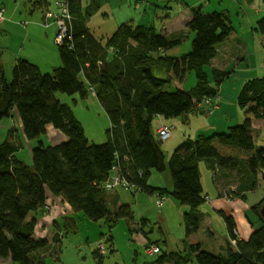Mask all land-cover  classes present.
Returning <instances> with one entry per match:
<instances>
[{
	"label": "trees",
	"instance_id": "trees-1",
	"mask_svg": "<svg viewBox=\"0 0 264 264\" xmlns=\"http://www.w3.org/2000/svg\"><path fill=\"white\" fill-rule=\"evenodd\" d=\"M65 3L72 20L68 35L57 44L59 66L42 72L35 63L18 58L8 79L0 63V122L16 111L24 137L37 141L28 164L17 156L21 146L11 139L12 134L0 140V259L15 264H48L46 256L54 254L53 250L62 243L64 235L58 220L53 223L51 240L35 235L38 220L34 214L47 205L49 195L58 196L73 211H81L94 221L105 218L114 223L119 218H132L130 205L118 203L115 190L103 188L113 166L136 186L133 191L124 188L133 195L145 192L164 197L169 193L187 205L189 210L183 216L186 236L198 229L199 207L207 199L200 178V160L208 162L213 170H247L253 177L258 169H264V146L256 144L253 127V121H264V76L244 82L237 96L243 122L228 127L226 133L187 138L166 158L152 129L157 115L168 118L201 111L197 104L205 99L217 103L216 86L228 72L213 67V86L204 66L211 64L219 45L234 34L226 12L205 13L201 5L191 7V17L185 25L194 34L191 50L172 56L168 51L182 43L183 31L166 35L152 24L128 20L105 37L95 35L82 14L81 1ZM140 8L143 9L141 2H136L135 9ZM257 23L255 30L264 43V18ZM191 71L196 83L189 90L165 89L172 83L182 85ZM56 92L79 93L82 98L92 93L97 97L110 121L106 140L91 143L72 107ZM48 125L63 133L66 140L45 144L41 137ZM151 170L166 174L172 189L150 185ZM107 201L115 204L114 211L108 209ZM262 206L264 197L252 209L257 213ZM223 220L236 248L214 254L203 250L199 243H190L197 262L264 264V225L241 239L235 233L232 216H223ZM151 244L158 246L151 241L144 246ZM158 249L144 264L188 263L187 255L181 251ZM93 254L97 264H102V254L98 250Z\"/></svg>",
	"mask_w": 264,
	"mask_h": 264
},
{
	"label": "rangeland",
	"instance_id": "rangeland-1",
	"mask_svg": "<svg viewBox=\"0 0 264 264\" xmlns=\"http://www.w3.org/2000/svg\"><path fill=\"white\" fill-rule=\"evenodd\" d=\"M207 1L202 0V3L206 4L205 9L208 7ZM174 2L175 0H169L167 9L159 8L157 15L160 17L169 9V12L175 11ZM242 2L243 7L232 11L229 16L236 35L222 42L223 45L219 47L215 59L210 65L204 66L209 82L213 86L216 85L211 71L213 67L228 72L224 80L216 86L218 99L217 97L215 99L218 106L216 105L210 114L202 111L188 112L187 114L194 116L192 125H188L181 117L185 115L168 117L171 122H174L173 135L184 136L180 143L187 138L193 139L197 135L210 136L215 132L226 133L228 127L242 123L243 113L237 103L239 91L245 81L264 76V67H262L264 43L261 42L255 30L258 26L257 22L264 18V0H242ZM146 7L147 15H149L148 4ZM135 15L136 17L143 16V9H135ZM159 17L154 16V21H160ZM147 18L145 23L150 25ZM93 20L92 24L100 29L97 32L94 28L98 35L105 37V33H111V22L103 26L96 21L98 18L94 17ZM183 35L182 43L170 49L169 55H180L191 50L193 32L187 33L184 29ZM5 74L8 79L11 78V71H6ZM195 83V74L191 71L182 85L172 83L165 89L174 90L180 87L189 90ZM56 96L72 107L91 143H102L106 140V131L110 127V121L104 106L97 97L92 93L82 98L79 93L68 95L61 92H56ZM163 118L166 119V117ZM156 124L157 120L154 117L152 120L154 132ZM209 125H215L216 128L213 129ZM253 126L255 127L256 144L264 146V122H255ZM18 127V114L13 111L8 120L1 121L0 139L5 133L8 134L11 131V139L22 148L27 139L18 134ZM41 139L45 144L50 143L45 135ZM173 143L174 140L160 143L166 158L180 144ZM34 144H37L36 140ZM26 151L27 146H24V151L20 154L21 158L25 157ZM199 164L202 169V187L207 199L199 207L201 221L198 229L188 236L185 234L183 216L189 207L175 200L169 193L165 194L163 205L159 208L156 194L137 192L133 195L130 191L118 186L115 192L119 203L130 205L132 218H119L114 223L105 218L97 221L91 220L83 212L73 211L64 201H59L58 196L49 195L44 208L49 212L52 206V212L59 219V231L63 233L64 238L59 249L56 250V247L53 250L54 254L46 256L47 263L97 264L93 252L98 250L102 254V264H144L154 256V254L148 255L145 251L146 246L144 245L147 241L157 244L161 252L181 251L188 257L187 264H199L194 253L189 249L190 243H199L203 250L214 254H225L228 247L236 248V241L227 235L223 216H232L236 225L235 233L241 239H247L255 229L264 225V212H262L264 206L257 213L252 209V206L264 197V169H258L253 177V173L247 170H213L207 166L205 160H200ZM148 182L155 187L166 188L169 191L172 189L168 176L156 170H151ZM106 204L111 212L114 211L113 202L107 201ZM49 230H53L52 234L55 232L53 227ZM36 231L37 235L42 234L41 229L37 227ZM99 243L100 247H98ZM0 264L15 263L0 259Z\"/></svg>",
	"mask_w": 264,
	"mask_h": 264
},
{
	"label": "crops",
	"instance_id": "crops-1",
	"mask_svg": "<svg viewBox=\"0 0 264 264\" xmlns=\"http://www.w3.org/2000/svg\"><path fill=\"white\" fill-rule=\"evenodd\" d=\"M63 1L64 0H0V8L3 9L4 16L3 20L0 22V63L5 72L11 71L13 65L16 63L18 58H25L35 63L42 72H51L55 67L61 64L58 46L55 43L57 27L51 19L45 18V13L47 10L59 11L61 9V3ZM80 1L82 6V14L86 17V23L88 27L95 35H98L97 32L100 29L99 27H95L92 24V22L94 21V17L96 19L98 18V20L96 21H99L98 23L103 26L111 22V33L122 22L132 20L137 24L146 25V18L150 17L147 19H149L150 24L154 25L157 31L166 35H172L177 32H181L184 29L187 33L189 32L185 27V24L191 17V7L201 5L202 11L205 13L212 11H224L227 13L228 16H230V13L232 11H237L239 7H243L242 0H208L206 2L208 3L207 9H205L206 4L205 2L202 3V0H175L173 4V8L175 9V11L169 12V9L165 13H162V16L159 17L157 15V11L159 10V8L167 9V4L169 3V0ZM136 2H141L143 13L145 16L141 15L139 17H136ZM147 4L148 9H150L148 12L149 15H147V10L145 9L147 8ZM154 16H156V18L159 17L160 21H154ZM94 28L97 29V32ZM111 33L105 34L109 35ZM235 35L236 34H233L229 38H233ZM222 45L223 44L221 43L219 47ZM181 117L186 123H188V125H192L194 116L186 114L185 116ZM155 119L157 120L155 132L161 124L168 126H173L174 124L173 121L172 123L170 119H164L163 116L157 115L155 116ZM4 120L8 119L6 118ZM255 122L264 121L256 120L253 121V124ZM209 127L213 129L216 128L215 125H209ZM18 128V134L23 135L20 120ZM9 129L10 128H8V130ZM8 134L10 136V133ZM8 134L5 133V135L0 140H4L6 137H8ZM45 136L50 141V143L48 144H56L66 140V136L59 130L55 129L52 125L47 126ZM183 137L180 134L173 135V133L171 132V135L167 140H174L173 144H178L180 143V140H182ZM34 141L35 140H27V142L24 144V146H27V151L25 152L26 154L24 158L20 157L21 152L24 151V146H22V148H20L17 153V156L23 159L28 164H31L32 161L31 149L35 145ZM206 163L207 166L210 167L208 162ZM201 170V164H199L200 178L202 183L203 179ZM59 201H61L60 198ZM34 215L37 217L38 220V224L36 227L41 229L42 231V234L39 233L38 235L36 234V231L35 235L46 236L51 240L54 233L52 234L51 232L53 230H49V228L53 226L55 220L59 221L57 215H54V213L52 212V206H50L49 212L46 211V209L43 207L39 209Z\"/></svg>",
	"mask_w": 264,
	"mask_h": 264
},
{
	"label": "built area",
	"instance_id": "built-area-1",
	"mask_svg": "<svg viewBox=\"0 0 264 264\" xmlns=\"http://www.w3.org/2000/svg\"><path fill=\"white\" fill-rule=\"evenodd\" d=\"M3 18V9L0 8V22L3 20ZM45 18L51 19L56 24L57 30L55 35V43H62L63 39L68 35V30L72 20V16L68 11L65 0L61 3V9L59 11L47 10L45 13ZM216 105L217 103L215 101L205 99L202 103L197 104V110H201L202 112L210 114ZM171 132L172 126L161 124L156 130L157 140L161 143L166 141L170 137ZM118 186L130 191H133L136 188L134 184H132L122 175L117 166H113L112 173L110 174L108 180L103 184V188H105L107 191H113ZM163 199L164 197H158L157 205L159 207L162 205ZM98 247H100V243L98 244ZM103 249L104 248H102V250ZM145 251L148 255H153L156 254L159 249L158 246L151 244L146 247Z\"/></svg>",
	"mask_w": 264,
	"mask_h": 264
},
{
	"label": "water",
	"instance_id": "water-1",
	"mask_svg": "<svg viewBox=\"0 0 264 264\" xmlns=\"http://www.w3.org/2000/svg\"><path fill=\"white\" fill-rule=\"evenodd\" d=\"M262 212H264V207H262Z\"/></svg>",
	"mask_w": 264,
	"mask_h": 264
}]
</instances>
